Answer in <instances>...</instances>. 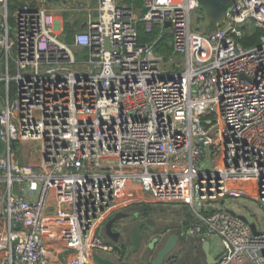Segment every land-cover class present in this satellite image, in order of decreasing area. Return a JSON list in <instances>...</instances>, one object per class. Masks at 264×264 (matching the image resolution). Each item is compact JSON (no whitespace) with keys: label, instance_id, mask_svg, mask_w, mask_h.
<instances>
[{"label":"built area","instance_id":"obj_1","mask_svg":"<svg viewBox=\"0 0 264 264\" xmlns=\"http://www.w3.org/2000/svg\"><path fill=\"white\" fill-rule=\"evenodd\" d=\"M59 3L85 15L72 42ZM143 3L0 0V264H100L107 220L157 203L186 204L201 243L220 237L217 264H264V230L226 207L264 208V0H237L212 34L193 21L199 0ZM139 22L170 33L171 52L141 44Z\"/></svg>","mask_w":264,"mask_h":264},{"label":"rangeland","instance_id":"obj_2","mask_svg":"<svg viewBox=\"0 0 264 264\" xmlns=\"http://www.w3.org/2000/svg\"><path fill=\"white\" fill-rule=\"evenodd\" d=\"M87 2H84L86 4ZM120 4V2H119ZM77 15L75 13L66 15L65 17V23L69 24L71 23V20H73ZM80 16V15H79ZM193 21L195 24L201 25V30H204L203 25L205 26L208 22V16L205 13L204 10L201 8L195 10L193 12ZM77 26L75 27V31H78L81 29V23L80 21H77ZM245 31H249V34L252 35L256 30H258L255 26H253L251 29L249 27L243 28ZM74 31V32H75ZM240 42V40H239ZM77 59L79 61L78 68L80 70L87 69L85 64H82L81 62L89 60V50L88 49H78L76 50ZM13 71H15L14 63H12ZM12 88H15V82H12ZM1 91L4 93V87L1 85ZM16 149V148H15ZM17 150V149H16ZM40 151V143H31V144H25L24 146H21L17 150V153L21 156L22 161H28L29 159H33L38 155ZM6 190V187L3 183H0V195H4ZM14 191L17 192V185L14 187ZM226 207L230 208L236 212H238L241 215L246 216L251 222H255L258 224L259 228L264 230V208H262L259 203L247 196H242L239 198L236 197H228L226 199ZM150 209L145 211V214H149V219L152 225L156 226L157 233L158 231L161 232L163 228L170 227L171 225H180L181 220L183 218L182 215V209L186 210L188 206L186 204L181 203H169V204H163V203H157V204H150ZM141 207V205H134L126 210H136L137 208ZM138 211V210H137ZM205 214H208V212H205ZM99 235L102 237V239L106 242L105 239V231H104V225L99 230ZM151 236L149 233H146V241L150 239ZM163 238V237H162ZM211 242V252L215 256H220L222 251V244L221 239L219 236H213L210 238ZM108 243V242H107ZM129 245V243H128ZM193 243L191 240V237L186 236L178 245V247L175 250V253H178L179 255H185V251L188 253H191L193 255L195 254V250H193ZM152 259L155 258V252L151 255ZM103 257H110L112 260L117 262V257L107 254V252L103 250H97V256L96 260L100 261ZM138 257H140V254H135L133 256L134 260L132 264H138Z\"/></svg>","mask_w":264,"mask_h":264},{"label":"flooded vegetation","instance_id":"obj_3","mask_svg":"<svg viewBox=\"0 0 264 264\" xmlns=\"http://www.w3.org/2000/svg\"><path fill=\"white\" fill-rule=\"evenodd\" d=\"M147 208V205H141V207L137 208L134 211H120L128 215L114 220V222L112 223L111 233L108 232L107 222L104 224L106 243L108 242L107 244L111 247V250H109L107 254L116 256L117 262L112 260V258L110 257H104V259L108 260L112 264H132L134 260L133 256L138 253L140 254V257H138V264H153L154 258H151L152 253L155 252L156 256L158 251L164 247L166 239L171 234L178 233L180 234V240L178 244L164 259V262L162 264H208L206 254L202 246L203 243H201L197 237L191 236L187 233L188 225H184L185 210H181L183 218L180 221V225H171L170 227L163 228L161 232L158 231L157 233L158 228L151 224L150 219L148 218L149 214H145V211L148 210ZM115 215L116 213L111 216L107 221L112 219ZM140 219L147 220L148 225H144L142 228V234L144 236V239L140 249L136 252H132V243L129 231L131 227ZM146 233H149V235L151 236V238L147 241ZM186 236L191 237L193 243L192 248L196 251V255L188 253V251H185V255H179L178 253H175L176 248ZM155 238H157V241L155 242L154 247L152 248L150 244Z\"/></svg>","mask_w":264,"mask_h":264},{"label":"water","instance_id":"obj_4","mask_svg":"<svg viewBox=\"0 0 264 264\" xmlns=\"http://www.w3.org/2000/svg\"><path fill=\"white\" fill-rule=\"evenodd\" d=\"M237 4V0H199V5L202 10L205 11V13L208 16V22L205 26L204 31L207 34H212L215 32L217 27L223 22V20L226 18L229 11L233 10ZM167 26H170V22L167 23ZM169 31H172L171 28L168 29ZM106 48H110V39L106 38ZM4 142L0 139V155L4 151ZM232 213H236V211L231 210ZM128 214L118 212L116 215L107 221V229L108 232H112V223L115 219L122 218L127 216ZM186 219L184 222V225L189 224V219L193 217V214L191 212H186L185 214ZM244 219L247 220L246 216L242 215ZM144 225H148L147 220L140 219L138 220L130 229L129 235L132 243V252H136L140 249L144 236L142 234V228ZM252 227L256 230V224L252 223ZM180 240V234L173 233L171 234L167 239L166 243L163 248H161L155 258L153 259V264H162L164 262V259L170 254V252L176 247ZM157 241V238H155L150 246L153 248L155 242ZM203 249L205 251L206 257H207V263L208 264H217L221 258H216L215 255L211 252V242L209 239L204 240ZM100 264H112L108 260L102 258L100 261L98 260Z\"/></svg>","mask_w":264,"mask_h":264},{"label":"trees","instance_id":"obj_5","mask_svg":"<svg viewBox=\"0 0 264 264\" xmlns=\"http://www.w3.org/2000/svg\"><path fill=\"white\" fill-rule=\"evenodd\" d=\"M120 4L127 5L129 7H133L136 10L143 12L145 10L143 0H119ZM67 29L69 31L73 30L72 24H67ZM139 41L141 44H150L156 41V50L158 54L169 53L172 50L170 45V41L172 39V35L170 33H165L160 35V29L156 28L151 31H148L145 28L143 22H139ZM261 30H256L252 35H245L242 38H239L240 42L246 47H251L259 44L261 40ZM147 209H150V205H147Z\"/></svg>","mask_w":264,"mask_h":264},{"label":"crops","instance_id":"obj_6","mask_svg":"<svg viewBox=\"0 0 264 264\" xmlns=\"http://www.w3.org/2000/svg\"><path fill=\"white\" fill-rule=\"evenodd\" d=\"M83 1L84 2H87V3H91L92 5H96L98 3V0H83ZM51 9H52V11L57 12L58 13V16L60 18H62V20H63L62 37L65 40H67L68 42H72L73 39H74L75 33L78 32V31H80V30H82L83 27H84L83 21H84L85 15L75 13L77 16L73 20H71V23H70V24L73 25V30L69 31L67 29V23H65V17H66V15L73 14L74 12L68 11L67 8L64 6L63 3H59V5H53L51 7ZM77 21H80V23H81V29L78 30V31H75V27L78 24Z\"/></svg>","mask_w":264,"mask_h":264}]
</instances>
